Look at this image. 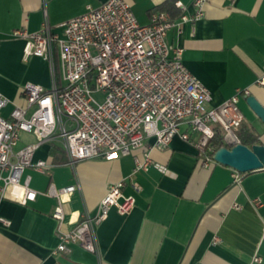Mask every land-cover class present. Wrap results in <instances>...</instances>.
Here are the masks:
<instances>
[{
  "label": "crops",
  "instance_id": "crops-1",
  "mask_svg": "<svg viewBox=\"0 0 264 264\" xmlns=\"http://www.w3.org/2000/svg\"><path fill=\"white\" fill-rule=\"evenodd\" d=\"M106 1L0 0V93L9 100L1 111L4 118L15 107L27 106L24 85H52L49 64L38 57L25 59L26 41L14 32L36 33L48 22L61 34L64 23L89 5ZM167 1L128 0L142 25ZM194 1L176 0L175 16L163 11L176 23L167 33L168 45L182 50L186 68L211 92L209 107L243 93L239 106L245 122L240 130H249L264 145V122L247 102L253 96L264 107V87L257 84L264 74V0H208L202 19L178 25L184 14L195 13ZM35 142L26 137L17 149ZM155 143L149 138L130 156L90 159L75 167L68 164L59 141L42 145L34 162L48 161L49 172L28 168L22 181L30 177V187L39 192L51 183L80 186L65 205L68 229L81 214L96 215L110 186L121 181L126 183L124 195H135L136 206L128 215L111 209L97 226V254L77 245L70 254H54L59 244L52 217L56 200L44 195L27 205L0 200V218L11 222L9 227L0 223V264H264V170L244 174L235 183L233 169L218 163L204 167L198 150L179 136L167 148ZM54 146L58 149L53 154ZM146 155L148 171L133 175L135 158L144 161ZM132 182L140 185L139 193Z\"/></svg>",
  "mask_w": 264,
  "mask_h": 264
},
{
  "label": "built area",
  "instance_id": "built-area-1",
  "mask_svg": "<svg viewBox=\"0 0 264 264\" xmlns=\"http://www.w3.org/2000/svg\"><path fill=\"white\" fill-rule=\"evenodd\" d=\"M207 1L195 0V13L184 14L178 25L202 19ZM176 6L186 9L181 2ZM175 25L163 11L154 12L150 23L142 25L128 0H107L98 7L89 5L85 13L64 23L61 34L48 22L36 33L14 32V37L26 41L25 59L38 57L49 64L52 85L48 89L24 85L27 106L15 107L9 119L1 114L9 100L0 93V200L27 205L38 195L55 199L52 217L59 244L54 254H70L75 245L97 254V226L113 208L128 215L136 197L124 195L125 181L112 185L96 215L85 212L68 229L65 205L80 186L58 188L51 183L39 192L30 187V177L22 181L28 168L49 172L48 161L34 162L42 145L59 141L68 164L75 167L85 160L130 156L149 138H155L157 148H167L179 136L198 150L203 166L208 167L216 163L210 141L217 135L223 137L225 147L241 144L243 93L237 91L220 106L209 107L211 92L186 68L182 50L168 45L167 33ZM257 84L264 87V74ZM21 133L38 140L17 149ZM150 165L148 155L144 161L135 158L133 175L148 171ZM233 179L239 183L241 174L234 171ZM131 186L135 194L140 192L138 183ZM0 223L11 225L4 218ZM255 262L261 258L255 257Z\"/></svg>",
  "mask_w": 264,
  "mask_h": 264
},
{
  "label": "water",
  "instance_id": "water-1",
  "mask_svg": "<svg viewBox=\"0 0 264 264\" xmlns=\"http://www.w3.org/2000/svg\"><path fill=\"white\" fill-rule=\"evenodd\" d=\"M248 105L255 114L264 122V107L259 101L250 96L247 98ZM216 163L229 167L240 174H248L264 170V145H253L251 147L243 144L222 147L214 153Z\"/></svg>",
  "mask_w": 264,
  "mask_h": 264
},
{
  "label": "trees",
  "instance_id": "trees-1",
  "mask_svg": "<svg viewBox=\"0 0 264 264\" xmlns=\"http://www.w3.org/2000/svg\"><path fill=\"white\" fill-rule=\"evenodd\" d=\"M175 2H176V0H168L157 11H166V12H169L175 16L178 13V11L175 7ZM239 139H240L241 144L248 146V147H251V146L257 145V144L261 145L259 138L256 135H254L252 132H250L249 130H246V129H242L239 131ZM210 146L213 149L218 150L222 147H225L226 145L224 143L223 137L219 134L213 140L210 141ZM57 149L58 148L56 146H54L52 153L53 154L56 153ZM243 175L244 174H241V176H243Z\"/></svg>",
  "mask_w": 264,
  "mask_h": 264
},
{
  "label": "rangeland",
  "instance_id": "rangeland-1",
  "mask_svg": "<svg viewBox=\"0 0 264 264\" xmlns=\"http://www.w3.org/2000/svg\"><path fill=\"white\" fill-rule=\"evenodd\" d=\"M34 137V139H35V141H37L38 139L36 138V136L35 135H33V134H28V133H21L20 134V138L22 139V140H25V138L26 137Z\"/></svg>",
  "mask_w": 264,
  "mask_h": 264
}]
</instances>
